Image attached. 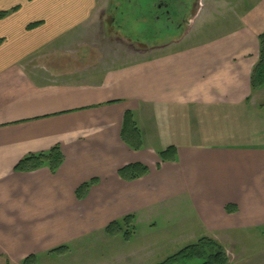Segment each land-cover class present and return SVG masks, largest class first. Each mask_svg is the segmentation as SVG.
I'll return each instance as SVG.
<instances>
[{
	"label": "crops",
	"instance_id": "obj_1",
	"mask_svg": "<svg viewBox=\"0 0 264 264\" xmlns=\"http://www.w3.org/2000/svg\"><path fill=\"white\" fill-rule=\"evenodd\" d=\"M103 2L0 0V13H7L0 19V264L29 257L26 264H157L162 239L173 245L187 234L175 230L165 239L149 232L134 243V230L126 240L106 229L128 215L135 222L146 213L179 219L170 210L177 201L190 207L193 242L216 241L227 264H264V144L217 142L201 129L206 117L239 120L263 97L264 86L252 90L250 78L264 0L213 38L130 52L116 28L114 41L98 42L96 26L106 22L94 11ZM127 113L138 150L121 137ZM130 142L137 144L132 135ZM55 147L63 161L54 174L46 166L14 172L25 157ZM169 147L174 154L161 162ZM130 164L148 173L123 181L118 171ZM92 180L79 200L77 189ZM243 235L257 239L258 249L229 255Z\"/></svg>",
	"mask_w": 264,
	"mask_h": 264
},
{
	"label": "rangeland",
	"instance_id": "obj_2",
	"mask_svg": "<svg viewBox=\"0 0 264 264\" xmlns=\"http://www.w3.org/2000/svg\"><path fill=\"white\" fill-rule=\"evenodd\" d=\"M107 1L104 0L100 5V7L104 5L101 9L94 11L96 18L99 20L104 19L106 22L104 26L99 23L94 34H96L97 39H100L98 42L107 43L109 40L114 41V38L110 37L118 35L113 32L115 28L116 30L118 29L123 39H126V42L122 40L121 48L126 43V48L129 52L135 49L146 51L180 48L187 44L199 42L201 39L213 38L236 26L240 15L246 10L248 5L254 3V0H163L168 2L170 6V18H167L162 14L164 11H158L155 5L153 6V3L158 0H117L116 4L114 3L111 8H107L110 5L106 4ZM186 7L190 8L186 9ZM155 15H159L160 18L156 19ZM185 22H188V25H184ZM117 48H119L118 43ZM253 102L255 103L254 98ZM176 129L171 127L169 130L175 132ZM201 129L205 133H213L215 136L212 140L217 142L248 145L264 144V94L260 102L256 101L254 108H250L247 114L241 116L239 120L232 119L229 116L225 117L224 115L219 118L206 117L201 123ZM166 140L170 143L181 142L180 138H168ZM190 140L191 142H197L195 137ZM149 141L152 145L154 144L152 138H149ZM153 148L158 151L157 148L160 147L155 145ZM171 205L173 206L170 210H173L176 215L179 214V219L172 218L170 221V218H168L169 212L167 216L146 213L142 220L123 225L120 230L122 237L125 231H129L131 235L134 230L135 233L132 239L134 243L140 242L147 235H152L149 232H156L153 234L154 237L165 239L174 237L175 234H169V232H175V230L187 234L186 236L182 235L184 237L177 240L173 245L170 244L173 240L169 242L162 239L164 242H160L161 247L159 246L158 250L160 256L157 264L165 262L186 246L195 244L202 238H207L200 237L193 242L198 231L197 228L193 231L191 230L192 223H189V226L187 225L186 216L191 213L188 203L177 201L172 202ZM174 220H178V222L171 227L174 230L169 231L166 227L173 225L171 222ZM243 237L239 247H237L238 245H231L229 250L226 249L229 255L249 253L259 246L257 239L254 241L249 240L245 235ZM207 239L216 243L227 257L225 250L220 244L210 238ZM185 244L188 245L185 246ZM214 251V248L210 249L211 253ZM202 263L203 259L191 258L170 264Z\"/></svg>",
	"mask_w": 264,
	"mask_h": 264
},
{
	"label": "trees",
	"instance_id": "obj_3",
	"mask_svg": "<svg viewBox=\"0 0 264 264\" xmlns=\"http://www.w3.org/2000/svg\"><path fill=\"white\" fill-rule=\"evenodd\" d=\"M13 11H15V9H13ZM6 15L7 13L1 12L0 19L5 17ZM37 25H38L37 23L30 24L29 26H27V29L31 30L35 28ZM258 42H259V58L256 66L254 67L251 73V78H250L251 89L254 91L259 90L264 86V33L258 36ZM130 131L131 133H129ZM131 135L137 144L133 145L130 142ZM121 137L122 140L125 143H127L131 148L135 150L140 149L141 142L139 139V135L137 129L135 128V124L132 121V117L128 113L125 115L124 126ZM173 154H174V148L169 147L166 150L160 152L158 156L161 162H165L168 161L169 157H171ZM62 161H63L62 154L59 148L55 147L47 153H41L38 155H29L25 157L15 166L14 172L17 173L33 172L35 170H38L46 166L48 167L50 172L54 174L61 165ZM147 173H148L147 167L141 164H130L118 171L119 177L123 181H128V182L139 179L145 176ZM95 182H96L95 180H92L79 187L76 191L77 198L79 200L83 199L88 188L94 185ZM225 210L227 212H230L228 207H226ZM133 220H134V215H128L126 217H123L119 221L112 222L107 227L106 232L110 235H114L120 232L121 227L123 225H128L129 223H132ZM129 236H130L129 231H125L123 238L127 240ZM213 248L215 249V251L211 253L210 249ZM62 249L63 248L61 247L55 251H59ZM30 258L31 257L27 258L23 262V264H26ZM191 258L203 259L202 264H227L228 262L224 251L216 243H213L211 240L207 238H202L197 243L186 246L185 248L181 249L179 252H177L175 255L171 256L161 264L176 263L180 261L189 260Z\"/></svg>",
	"mask_w": 264,
	"mask_h": 264
},
{
	"label": "flooded vegetation",
	"instance_id": "obj_4",
	"mask_svg": "<svg viewBox=\"0 0 264 264\" xmlns=\"http://www.w3.org/2000/svg\"><path fill=\"white\" fill-rule=\"evenodd\" d=\"M155 5L156 9L158 11L162 10L164 11V13H162L164 16H166L167 18H170V6L168 2H165L163 0H158L156 3H153V6ZM161 14V16H162ZM156 19H159L160 16L159 15H155Z\"/></svg>",
	"mask_w": 264,
	"mask_h": 264
}]
</instances>
